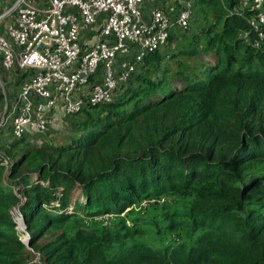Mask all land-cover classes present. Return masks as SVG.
I'll return each instance as SVG.
<instances>
[{"label":"trees","instance_id":"obj_1","mask_svg":"<svg viewBox=\"0 0 264 264\" xmlns=\"http://www.w3.org/2000/svg\"><path fill=\"white\" fill-rule=\"evenodd\" d=\"M240 7L194 0L196 32L191 15L67 134L7 126L0 264H264V37Z\"/></svg>","mask_w":264,"mask_h":264},{"label":"built area","instance_id":"obj_2","mask_svg":"<svg viewBox=\"0 0 264 264\" xmlns=\"http://www.w3.org/2000/svg\"><path fill=\"white\" fill-rule=\"evenodd\" d=\"M193 1L147 14L145 0H0V66L24 73L13 98H5L1 125L40 145L66 116L112 102L145 54L163 47L173 29L188 27ZM248 2L263 38L264 0H241V12ZM11 214L27 242L18 205Z\"/></svg>","mask_w":264,"mask_h":264},{"label":"rangeland","instance_id":"obj_3","mask_svg":"<svg viewBox=\"0 0 264 264\" xmlns=\"http://www.w3.org/2000/svg\"><path fill=\"white\" fill-rule=\"evenodd\" d=\"M174 1L175 0H145V3L143 5V9L147 14H148V11H150V9L156 5H159L160 7L171 10V8L173 9V7H175ZM247 6H249V2L247 3ZM194 15H195V13L194 14L192 13V18H191L192 19V23H191L192 27L190 26V31H188V33H186L185 38L189 37L193 32H196V30H197L196 24H194L197 16L196 15L194 16ZM184 39H182L183 44L185 43ZM182 42H181V44H182ZM173 44H174V46H176L175 42H173ZM166 48L167 47L164 46L163 50H165ZM13 72H17V71L14 69H13V71H6L5 69L0 67V89L2 92H3V90H5L4 95H3V103L0 107V119H1L2 113L4 111L5 103H6L5 98L8 97L7 98L8 101L13 98V93H14V90H15L16 85H17L16 79L13 77ZM76 119H80V117H78V115H77ZM72 123H73V121L71 119H68V116H66L64 119H62L60 124H58L56 127L52 128L50 130V132H51V134H53V137L67 134L73 128ZM3 125L0 126V129H1V131H0V140H1L0 144L2 146L8 145V143L10 142V138H11L9 128L7 127L8 124L3 123ZM2 126H3V128H1Z\"/></svg>","mask_w":264,"mask_h":264},{"label":"water","instance_id":"obj_4","mask_svg":"<svg viewBox=\"0 0 264 264\" xmlns=\"http://www.w3.org/2000/svg\"><path fill=\"white\" fill-rule=\"evenodd\" d=\"M4 92H5V90H3V95H4ZM5 109H6V104H5V107H4V111H3V113H2V116H1V119H0V126H1V123H2V121H3V119H4V115H5ZM26 245H27V247L29 246V242L27 241V242H24Z\"/></svg>","mask_w":264,"mask_h":264},{"label":"crops","instance_id":"obj_5","mask_svg":"<svg viewBox=\"0 0 264 264\" xmlns=\"http://www.w3.org/2000/svg\"><path fill=\"white\" fill-rule=\"evenodd\" d=\"M14 76H15V72H13Z\"/></svg>","mask_w":264,"mask_h":264}]
</instances>
